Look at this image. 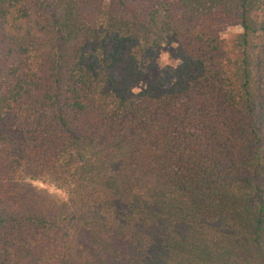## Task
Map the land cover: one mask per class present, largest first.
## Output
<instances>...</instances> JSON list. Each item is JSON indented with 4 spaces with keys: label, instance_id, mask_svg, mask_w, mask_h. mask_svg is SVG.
Returning <instances> with one entry per match:
<instances>
[{
    "label": "trees",
    "instance_id": "trees-1",
    "mask_svg": "<svg viewBox=\"0 0 264 264\" xmlns=\"http://www.w3.org/2000/svg\"><path fill=\"white\" fill-rule=\"evenodd\" d=\"M0 264H264V0H0Z\"/></svg>",
    "mask_w": 264,
    "mask_h": 264
},
{
    "label": "rangeland",
    "instance_id": "rangeland-1",
    "mask_svg": "<svg viewBox=\"0 0 264 264\" xmlns=\"http://www.w3.org/2000/svg\"><path fill=\"white\" fill-rule=\"evenodd\" d=\"M241 31L242 28L240 26H229L223 31L222 34L223 37L230 38ZM173 51H175V47H167V46H164L159 50L158 56L160 57V64L162 66L167 67L172 63V60L170 59V53ZM31 183L37 186L38 188H42L48 191L51 194H56L57 196L65 197V193L62 190L58 189L53 184H46L41 181H34V180H32Z\"/></svg>",
    "mask_w": 264,
    "mask_h": 264
}]
</instances>
